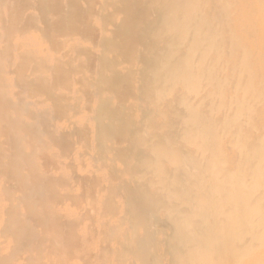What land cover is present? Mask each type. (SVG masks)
Wrapping results in <instances>:
<instances>
[{"label": "bare ground", "instance_id": "bare-ground-1", "mask_svg": "<svg viewBox=\"0 0 264 264\" xmlns=\"http://www.w3.org/2000/svg\"><path fill=\"white\" fill-rule=\"evenodd\" d=\"M145 3L148 77L131 62L125 119L101 112L111 90L41 92L100 49L53 54L0 19V264H264V0Z\"/></svg>", "mask_w": 264, "mask_h": 264}, {"label": "rangeland", "instance_id": "rangeland-1", "mask_svg": "<svg viewBox=\"0 0 264 264\" xmlns=\"http://www.w3.org/2000/svg\"><path fill=\"white\" fill-rule=\"evenodd\" d=\"M142 2L145 5H142ZM146 5L145 0H5V2L0 3V19H2L6 36L9 37L10 34L21 31L32 32L37 40L45 45L53 54L63 52L66 39L70 37L75 38L78 42H89L95 45L101 51L99 57L78 47L75 54H78L80 57L66 59L59 65L54 66L51 80L47 84H43L41 92L46 94L53 87L68 89L74 86L78 91V96L88 100L90 98V90L93 88H96V92L98 93L103 90H111L117 103L120 104L116 110L119 107L120 109L117 111L118 113H115V109L108 110L110 108L107 109V103L102 102L106 106H102L104 108H101V112L106 111V113H102L103 115H107V112L108 114L110 112L113 116H120L119 118L122 117L123 119L124 117L125 119L126 112L122 108V103L129 101L134 96L133 89H131L134 85L130 79L131 75L128 73L131 62L138 61L141 65V68L134 74L133 79H145L148 77L146 67L149 65L146 64H149L150 58L148 57V60L147 54L151 51L149 50L151 48L150 45L149 47H146V45L151 44L152 39L150 40L149 38L151 35L149 34L150 30L147 32L146 29H150L149 27L154 25L156 26L158 12L156 9L155 11L151 9V12H148L149 9ZM144 8L145 10H143ZM142 11L145 13L141 14V17H138L139 15L137 14H140ZM133 12L138 13L135 14ZM130 13L134 14L135 17L133 15L130 16L134 17L133 19L136 20V23L140 21V18L143 20L149 17V19L143 22V24L148 23V26L140 22L136 24L129 17ZM118 16L119 18L116 19L115 17ZM142 16H145V18ZM125 18L131 21L132 25L139 26H136L137 28L130 27L132 25L127 23L128 21ZM148 20H152V22ZM125 24H130V26L126 25L129 26L126 28ZM141 24L144 28L140 26ZM97 26L102 27L104 30H110V33L113 32L112 35L114 37L112 35H109L108 38L99 37ZM119 26L120 29H118ZM128 29L132 31L126 32L125 30ZM134 30L135 33L133 32ZM107 39H109L110 45ZM113 39L116 41H113ZM144 39L146 40L144 41ZM121 47L123 48L121 49ZM23 57L24 60H20L23 64L20 66L29 63V57ZM118 63L127 66L126 72L120 73L115 70V65ZM85 73H87L86 76H84ZM94 73H97L96 77L93 76ZM134 91L136 95L140 92ZM59 104L57 103L55 106ZM60 106L61 108L64 107L62 104ZM61 108L58 107L55 110L59 111ZM109 128L112 129L110 126ZM126 129L129 130L128 126H126ZM119 131L117 132L116 130L117 134H113L115 142L121 141L123 138L128 139L122 137Z\"/></svg>", "mask_w": 264, "mask_h": 264}]
</instances>
